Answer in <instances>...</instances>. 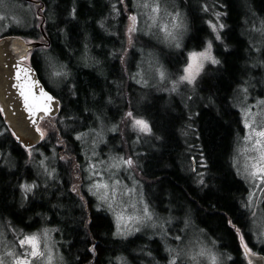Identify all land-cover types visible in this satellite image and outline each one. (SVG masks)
<instances>
[{
  "label": "trees",
  "instance_id": "1",
  "mask_svg": "<svg viewBox=\"0 0 264 264\" xmlns=\"http://www.w3.org/2000/svg\"><path fill=\"white\" fill-rule=\"evenodd\" d=\"M33 1L38 3L40 15L45 18L39 24L40 28L32 27L29 31L10 28L7 34L22 37L43 34L48 51L58 59L62 58L58 62L64 63L66 72L71 70L70 77L65 76L66 80L59 87L51 86L41 73L39 45L32 48L30 63L44 86L58 99L55 115L56 119L63 120L58 123V128L52 125L54 129L49 132V139L62 137L63 143H67L69 155L64 157L65 160L56 162V189L46 194L33 193L32 190L30 195L23 197L20 184L34 179V165L26 158L24 146L11 133L0 112V152L3 153L0 161L1 217L22 230H31L42 222L61 230V251L63 254L70 252L66 264H107L117 250L126 251L134 238L138 242L140 234L127 237L121 243V238L112 234L110 216L93 208L91 198L84 192L78 191L76 195L68 189L71 164H74L72 158L75 154L78 160L82 159L81 143L73 137V133L92 126L95 117L104 111L107 120L115 123L122 108H129L134 115L148 121L151 129L148 134L156 142L153 149L145 146L138 166L147 201L153 204L151 193L157 191L171 213H177L173 210L177 205L190 210L198 226L228 252L230 264L248 263L228 221L240 229L251 249L264 253V244L256 246L248 234V218L240 202L245 186L230 164L234 136L241 127L231 93L241 82L242 74L248 71L247 63L251 61L242 19L245 11L251 8L264 22V0H221L223 27L220 40L213 42V53L219 63L208 64L201 71L196 82L201 99L194 105L191 101L189 108L177 101L174 95L168 99L162 93L147 91L140 99L137 85L122 75L117 54H110L107 47L111 36L104 34L100 23L114 20L112 16H106L113 0H92L90 2L96 5L94 7L88 6V0ZM119 1L129 3V0ZM186 9L188 30L181 48L175 53L163 54L164 65L169 69L178 67L179 60L183 62V54L200 47L209 34L203 13L193 8L189 0ZM123 19L121 13L116 20L122 24ZM75 39L79 42L75 43ZM86 40L92 41L91 46L97 40L105 44L101 50L105 59L99 65L91 64L89 59L83 64L76 57L74 49L77 48L80 55ZM128 55L131 56L132 52ZM114 110L116 114L112 113ZM188 120L191 130L181 132ZM189 135L194 138V148L199 152L197 155L203 159L198 182L193 171L186 172L182 166L183 150L188 149L184 141L189 139ZM43 148H46L44 144ZM261 207L264 211V200ZM147 240L151 245L156 241L155 238Z\"/></svg>",
  "mask_w": 264,
  "mask_h": 264
},
{
  "label": "rangeland",
  "instance_id": "2",
  "mask_svg": "<svg viewBox=\"0 0 264 264\" xmlns=\"http://www.w3.org/2000/svg\"><path fill=\"white\" fill-rule=\"evenodd\" d=\"M90 1L92 0H88V6H96ZM187 2L188 0H129L128 4H123L119 0H113L106 16H112L114 20L111 23L100 22L101 27H104V34L111 36L110 40H107L109 53L117 54L121 65L120 72L125 75V79H131L132 83L137 85L140 99L147 91L162 93L168 99H172L171 96L174 95V98L187 108L192 106L191 101L194 105L201 99V95L197 93L196 82L204 67L213 63L204 61L193 83L181 80V77L186 75L185 69L191 63V54L207 51L209 44L211 55L216 59L213 42L220 40L223 3L221 0H189L193 8L203 13L209 34L200 47L189 49L183 54V62L182 59L179 60L178 67L169 69L164 65L163 54L175 53L183 44L189 20ZM157 4L159 13L152 10ZM37 5L33 0H0V36L7 34L10 28L17 31L40 28L45 18L41 17V8ZM249 9L243 16L242 27L249 43L248 57L251 61L247 63L248 71L242 74L241 82L231 93L241 127L234 136L230 164L245 186L240 202L248 218V234L257 246L264 244V211L261 207L264 200V174L253 175L256 172L254 165L264 167V162L260 161V151L255 147V140L258 139L255 132L264 130V22L251 8ZM121 13L124 16L122 24L116 20ZM133 16L136 17L135 22L131 19ZM133 26L135 31L130 32L129 29ZM168 32L171 35H168ZM19 37L24 42H38L36 46L39 45L38 50L42 54L43 78L51 86L59 87L71 70L66 72L64 63L58 62L62 61V58L58 59L53 52L48 51L43 34L36 37ZM117 39L119 42H116ZM90 41H85L80 55L73 43L76 57L83 64L89 59L91 64L99 65L105 59L101 54L105 44L97 40L91 46ZM74 42L78 43L79 40L75 39ZM129 52H132L131 56L128 55ZM30 53L31 48L22 59L29 61ZM104 113L105 111L95 117L93 125L86 130L73 133V137L81 143L82 159L78 160L75 154L72 158L74 164H71L68 189L76 195L78 191L84 192L91 198L93 208L100 209L110 216L112 234L121 238V243L127 237L140 234L141 239L138 242L134 238V242L128 244L126 251L117 250L107 264H172L173 260L175 264H213V257L215 264H230L228 252L218 246L213 236L207 235L203 228L198 226L190 210L177 205L173 208L177 213H171L166 201L157 191L151 193L153 204L147 201L143 188L144 180L138 166L145 146L153 149L156 142L149 136V132L141 131L135 126V120L142 119L147 123L148 121L134 115L129 108H122L115 123L107 120ZM112 113L117 112L114 110ZM129 113L132 115L129 116ZM56 116L55 113H47L41 117L36 125L40 134L43 132L40 143L23 148L26 158H29L35 169L34 179L25 183L22 181L20 184L23 197L30 195L32 190L33 193L46 194L47 191L56 189V162L65 160L64 157L69 155L67 143H63L60 135V140L56 136L55 139H49L48 134L54 129L52 125L55 124L58 128V123L63 122L61 118L56 119ZM189 123L188 120L187 126L182 128L181 132L191 130ZM193 141L192 135L184 141L188 149L183 150L185 154L182 166L186 172L193 171L198 182L203 159L197 155L199 152L195 150ZM43 144L47 149L43 148ZM57 146L62 148L58 149ZM2 156L3 153L0 152V161ZM129 159L133 162L131 166L124 163ZM103 184L108 185L107 189L96 187ZM26 187L30 190H26ZM153 188L154 186L151 187ZM68 212L67 209L66 216ZM120 217L123 219H119ZM228 224L236 234L242 253L244 248H251L240 229L230 221ZM58 231L55 226L45 222L31 230H22L0 215V260L3 264H15L17 259H24V254L30 252L31 248L21 245V241L26 237L36 236L44 257H28L32 264H49V256L51 264H66L70 252L62 253L60 243L63 241L59 235L61 230L57 233ZM151 238L156 239L152 245L147 240Z\"/></svg>",
  "mask_w": 264,
  "mask_h": 264
},
{
  "label": "water",
  "instance_id": "3",
  "mask_svg": "<svg viewBox=\"0 0 264 264\" xmlns=\"http://www.w3.org/2000/svg\"><path fill=\"white\" fill-rule=\"evenodd\" d=\"M37 43L24 42L13 34L0 36V112L11 133L24 147L35 145L41 140L36 128L38 120L47 113H56L59 105L58 99L44 86L31 63L22 59L27 50ZM30 86L29 104L32 105V111H29L25 96L22 95V90L27 92ZM41 89L52 97L47 113L40 110L49 103L46 97L41 96ZM243 253L248 264H264L263 252L246 247Z\"/></svg>",
  "mask_w": 264,
  "mask_h": 264
},
{
  "label": "snow or ice",
  "instance_id": "4",
  "mask_svg": "<svg viewBox=\"0 0 264 264\" xmlns=\"http://www.w3.org/2000/svg\"><path fill=\"white\" fill-rule=\"evenodd\" d=\"M145 7H147V4H145ZM152 10L153 12L159 13L160 9H159L158 4ZM131 19L133 22H135L136 17L133 16L131 17ZM221 27H223V25H221ZM129 31L134 32L135 27L133 26L132 28L129 29ZM165 31H167V27H165ZM168 35H171V33L168 32ZM210 49H211V44H209V49L207 51L202 52V53H192L191 54V63L185 69L186 75L182 76L181 80H185L188 83H193L196 76L199 74L201 68L203 67V62L206 60H209L214 64L219 63V61L216 60L211 55ZM25 75H27V72L25 73ZM161 76H163V73H161ZM30 94H31V86L29 87L27 92L22 90V95L25 96L26 105L29 107V111H32V105L29 104ZM40 94L42 97H46L47 101L49 102L40 108L41 111H44L45 113H47L50 110V102L52 100V97L48 96L47 93L43 92L42 89H41ZM33 115H35V112H33ZM128 115L131 116L132 114L129 113ZM135 126H137L141 131H144V132L151 131L148 123L142 119L135 120ZM248 127H251V125H248ZM37 130L39 131V129ZM41 135H43V132H41ZM255 136L258 137V139L255 140V147L260 151V161L264 162V130L256 131ZM124 163H126L128 166H131L133 162L131 159H129L127 161H124ZM253 167L256 168V172H254L253 175H256L257 173L264 174V167H259L257 165H254ZM96 187L97 188L103 187L107 189L108 185L107 184L96 185ZM26 190H30V188L26 187ZM119 219H123V218L120 217ZM177 239H179V237H177ZM21 245H28L31 248V251L24 254L25 256L24 259H17L15 261V264H32L31 259H28V257H32V258H43L44 257V253L40 249L39 241L36 236L26 237L24 240L21 241ZM92 250L94 251V248ZM200 254L202 255L203 253H200ZM9 255H11V253H9ZM193 259H195V257H193ZM212 259H213V264H215V257H213ZM48 261H49V264H51V256L48 257ZM0 264H3L2 260H0ZM172 264H175V260L172 261Z\"/></svg>",
  "mask_w": 264,
  "mask_h": 264
},
{
  "label": "flooded vegetation",
  "instance_id": "5",
  "mask_svg": "<svg viewBox=\"0 0 264 264\" xmlns=\"http://www.w3.org/2000/svg\"><path fill=\"white\" fill-rule=\"evenodd\" d=\"M31 51H32V49H31ZM30 55H31V53H30ZM30 55H29V63H30ZM193 160V159H192Z\"/></svg>",
  "mask_w": 264,
  "mask_h": 264
}]
</instances>
